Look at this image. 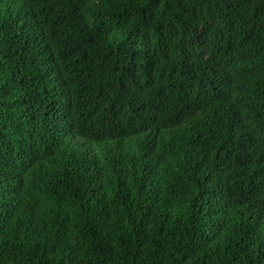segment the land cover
<instances>
[{"label":"trees","instance_id":"1","mask_svg":"<svg viewBox=\"0 0 264 264\" xmlns=\"http://www.w3.org/2000/svg\"><path fill=\"white\" fill-rule=\"evenodd\" d=\"M0 264H264V0H0Z\"/></svg>","mask_w":264,"mask_h":264}]
</instances>
